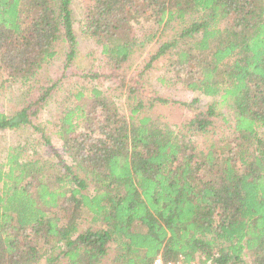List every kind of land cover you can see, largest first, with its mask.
Wrapping results in <instances>:
<instances>
[{
    "label": "trees",
    "instance_id": "obj_1",
    "mask_svg": "<svg viewBox=\"0 0 264 264\" xmlns=\"http://www.w3.org/2000/svg\"><path fill=\"white\" fill-rule=\"evenodd\" d=\"M90 1L99 64L53 80L54 59H77L72 0H0V92L29 85L15 115L0 110V135L30 133L0 161V264H264V0ZM169 55L161 81L190 103L135 76ZM170 104L192 113L180 127L148 115Z\"/></svg>",
    "mask_w": 264,
    "mask_h": 264
},
{
    "label": "rangeland",
    "instance_id": "obj_2",
    "mask_svg": "<svg viewBox=\"0 0 264 264\" xmlns=\"http://www.w3.org/2000/svg\"><path fill=\"white\" fill-rule=\"evenodd\" d=\"M90 0H72V11L74 15L75 21V29L78 36V47H77V59L73 64V67L69 69H65L66 62L64 53L62 52L58 59H54V61L44 70V73L48 75L50 78L58 79L63 71H66V75L70 76L75 73H80L81 71H89L95 65L99 64L101 59L100 57V48L95 45V43L87 38L84 34V27L86 24V16H87V9L90 6ZM140 29V28H138ZM139 35L141 34L138 33ZM156 43V39L153 43L149 44L147 48H152ZM145 55L136 58L132 63V69L135 70L139 63L142 61ZM170 57L162 58L158 60L154 65L153 68L149 70L147 74L142 77H138L137 74L135 76L138 78L141 88L145 92V94H150L153 96L154 94L163 96L168 98L174 102H187L190 103L196 97V95L185 91L182 87L172 86L173 83H163L161 80L166 76L167 70V60ZM133 73L130 72V75ZM65 78V77H64ZM73 79H75L73 77ZM67 82V80L65 81ZM28 83H21L16 84L13 87L5 88L3 91L0 92V110H3L9 117L15 115L17 110L20 107V104L25 97L28 89ZM72 86L67 84L65 86V95H68V92L72 90ZM114 91L108 90V94L112 98V100L116 103L119 108V111L123 116L126 118L130 116V111L127 103L126 96L116 97L113 93ZM120 93V91H119ZM63 99L61 95H57L56 101L53 100L47 110L41 114L40 122L45 126L47 120L54 118V114L56 112V102H60ZM218 102V100L214 98H204L200 99V103L197 105L198 108L202 109L206 107V105H210L213 103ZM218 112H220L223 116L227 117L230 121L228 125L229 130L232 128V118L229 116V112L225 107L220 106L218 108ZM148 115L159 117V119L165 123L169 124L170 126L180 127L182 123L190 116L192 113L186 108L181 106L180 104H170L167 106H156L153 110H150ZM44 133L50 139L52 144L57 147L61 148L63 143L58 140L55 133L49 130L48 127H44ZM264 133V130L261 131ZM30 133L28 130H11L7 131L0 135V161L5 162L7 156L10 151V147L15 146L23 141L24 136H29ZM92 190L89 191V194H92ZM91 223L89 222H82L80 224V232H85L90 229ZM94 228V227H93ZM108 264V263H106Z\"/></svg>",
    "mask_w": 264,
    "mask_h": 264
},
{
    "label": "built area",
    "instance_id": "obj_3",
    "mask_svg": "<svg viewBox=\"0 0 264 264\" xmlns=\"http://www.w3.org/2000/svg\"><path fill=\"white\" fill-rule=\"evenodd\" d=\"M154 264H201V262L198 259L191 262H186L184 259H180L177 262H165L161 257H159L155 260Z\"/></svg>",
    "mask_w": 264,
    "mask_h": 264
}]
</instances>
